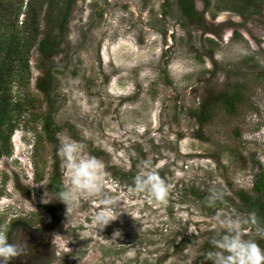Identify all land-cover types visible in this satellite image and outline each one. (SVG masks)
<instances>
[{"label":"rangeland","instance_id":"1","mask_svg":"<svg viewBox=\"0 0 264 264\" xmlns=\"http://www.w3.org/2000/svg\"><path fill=\"white\" fill-rule=\"evenodd\" d=\"M189 1L191 19L178 0H74L63 35L59 11L44 7L39 40L60 45L30 52L25 92L39 110L19 117L0 158V228L27 246L9 264H195L224 234L217 218L241 219L245 240L264 238L240 198L264 175V0ZM22 92L13 85L12 98ZM69 139L103 163L118 202L103 230L99 200L81 197L66 212L49 190L54 178L70 187L59 153ZM145 160L168 185L166 204L133 190Z\"/></svg>","mask_w":264,"mask_h":264},{"label":"trees","instance_id":"2","mask_svg":"<svg viewBox=\"0 0 264 264\" xmlns=\"http://www.w3.org/2000/svg\"><path fill=\"white\" fill-rule=\"evenodd\" d=\"M73 2L74 0H0V158L4 155H10L9 141L17 127L16 121L19 117L30 109L36 112L39 110V107H36L38 99L26 96L25 92L29 84L30 52L33 47L37 46L39 53L47 57L51 50L57 49V46L60 45L57 36L48 35L39 40V22L43 9L47 6L49 13L55 10L59 11L56 21H59V29L62 32L60 34L63 35ZM252 3L247 2L245 5L248 6ZM178 4L185 17L191 19L197 15L192 1L178 0ZM206 5H209L208 1ZM258 11L257 8L251 13ZM20 15H23L22 21H19ZM13 85L24 92L20 93V98H12ZM38 89L47 100L50 99L48 91L43 90L39 85ZM239 101L240 96L238 92H235L232 97L228 98L227 105L234 107ZM201 110L204 111L202 108ZM197 117L199 122L203 121L202 114ZM50 123L51 119L47 114L43 119V131L47 135H49ZM35 162L37 161L35 160ZM49 190L54 193L58 200V193L64 189L54 178L50 180ZM198 195L202 196V194ZM240 198L245 206L250 207L256 223L264 224V175L260 174L256 180L253 195L240 192ZM223 203L224 200H216L214 206ZM45 209L51 213L54 208L47 206ZM220 238H210L203 243L198 251L195 264H207V262L212 264L207 253L216 250L213 240ZM254 241L264 250V238Z\"/></svg>","mask_w":264,"mask_h":264},{"label":"clouds","instance_id":"3","mask_svg":"<svg viewBox=\"0 0 264 264\" xmlns=\"http://www.w3.org/2000/svg\"><path fill=\"white\" fill-rule=\"evenodd\" d=\"M82 151L80 143L70 139L59 148L70 187L58 193V200L66 205V212L81 197L99 200L104 209L94 216V223L97 229L103 230L120 215L118 202L104 190L103 163L94 156L82 155ZM133 181L135 192L145 193L157 204L167 203L168 185L154 170L151 161H142L140 171ZM217 219L225 231L220 239L213 240L216 250L207 253L212 264H264V250L254 240L242 238L241 219ZM113 234L120 235L119 231ZM26 247L21 240L10 242L7 228H0V264H9V261L24 253Z\"/></svg>","mask_w":264,"mask_h":264}]
</instances>
